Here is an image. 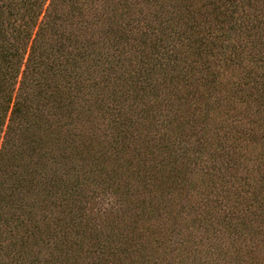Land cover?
<instances>
[{
  "label": "trees",
  "instance_id": "16d2710c",
  "mask_svg": "<svg viewBox=\"0 0 264 264\" xmlns=\"http://www.w3.org/2000/svg\"><path fill=\"white\" fill-rule=\"evenodd\" d=\"M0 264H264V0H0Z\"/></svg>",
  "mask_w": 264,
  "mask_h": 264
}]
</instances>
